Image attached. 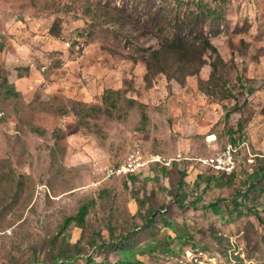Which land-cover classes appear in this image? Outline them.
Returning a JSON list of instances; mask_svg holds the SVG:
<instances>
[{
  "label": "rangeland",
  "instance_id": "1",
  "mask_svg": "<svg viewBox=\"0 0 264 264\" xmlns=\"http://www.w3.org/2000/svg\"><path fill=\"white\" fill-rule=\"evenodd\" d=\"M194 11L224 62L146 83L145 61ZM74 37L80 52L65 50ZM10 71L30 78L19 95ZM0 109V264H167L190 244L211 264L230 248L264 264V0H0ZM242 142L232 176L182 160L91 186L96 162L133 149L196 158Z\"/></svg>",
  "mask_w": 264,
  "mask_h": 264
},
{
  "label": "trees",
  "instance_id": "2",
  "mask_svg": "<svg viewBox=\"0 0 264 264\" xmlns=\"http://www.w3.org/2000/svg\"><path fill=\"white\" fill-rule=\"evenodd\" d=\"M208 15H210L208 12L194 11L189 15H185L181 18L179 17L178 19H175L174 22H171L173 27L170 37L160 49L152 51L150 57L145 61L147 71L145 75L146 83H151L153 77L160 73L165 74L170 79L174 78L171 75V69H173V71H185L188 76L199 74L208 63L207 56L212 57L217 55L223 61L217 47L213 44L210 37L206 35L204 22H202V20ZM51 31H53V29ZM51 34L55 38L59 37V32H51ZM169 59H175L174 63L169 65V62L167 61ZM210 65L213 68L211 79L206 80L205 78L200 77V87L204 91L206 90V84L208 83V85H210L216 73L220 72V66L216 61H213ZM7 81L11 92L13 91V94L19 95L20 93L15 89V86L9 82L8 77L6 76L5 82L7 83ZM228 91H232V89L228 87ZM106 95H108V93H106ZM228 115L229 111L227 112V116ZM144 118H146L145 115ZM236 130H240L239 125L236 129L232 126L231 129L229 128L227 130L232 141H234ZM87 208V206H83L79 210L77 216L67 218L65 220V226L71 224L73 221L79 222L80 224L83 223L87 214ZM227 208L230 209L231 205H227ZM230 249H228L226 259L229 262L230 258H232L237 264V262H239L237 260L238 257L233 253H229ZM175 253L176 252L173 254ZM60 261L61 264L64 263L62 260Z\"/></svg>",
  "mask_w": 264,
  "mask_h": 264
},
{
  "label": "built area",
  "instance_id": "3",
  "mask_svg": "<svg viewBox=\"0 0 264 264\" xmlns=\"http://www.w3.org/2000/svg\"><path fill=\"white\" fill-rule=\"evenodd\" d=\"M64 47L66 51L72 50L80 52L82 47L81 40L74 37L71 41H68ZM50 66V62L45 64L42 68V72H46ZM5 116L6 113L4 110L0 109V121H2ZM241 148L246 150L249 157L251 156L248 146L246 147V142L229 143L219 152L209 156H198L196 158L183 157L182 154H178L176 157L160 155L145 157L140 149H133L119 165L103 167L96 162L94 164L95 173H98L101 177H96L92 181L91 186L98 188L99 185L106 180L136 175L151 168V166L161 165L170 168L174 166L175 162H180L182 160H193L199 163L201 167L210 169L216 174L231 176L239 169V163H241L242 160ZM247 161L251 162V160ZM38 188L41 191H46L51 198H54L46 185H39ZM229 253H232V251ZM233 254L237 255L238 253L234 252ZM171 259L172 261L167 264H211V262H214L200 247L192 244L171 255ZM214 264L217 263L215 262ZM219 264H236V262L232 258H230L229 262L224 258L219 261Z\"/></svg>",
  "mask_w": 264,
  "mask_h": 264
},
{
  "label": "crops",
  "instance_id": "4",
  "mask_svg": "<svg viewBox=\"0 0 264 264\" xmlns=\"http://www.w3.org/2000/svg\"><path fill=\"white\" fill-rule=\"evenodd\" d=\"M10 73H11V75H9V77L8 78H10V83L11 84H15L16 85V87H17V89L18 90H21V91H23V89L25 88V87H27V85H28V83H29V81H30V78L28 77V76H23V77H18V75L16 76V75H14L13 74V72H11L10 71ZM8 75V74H7ZM13 84V85H14ZM17 90V91H18ZM21 94V93H20Z\"/></svg>",
  "mask_w": 264,
  "mask_h": 264
}]
</instances>
